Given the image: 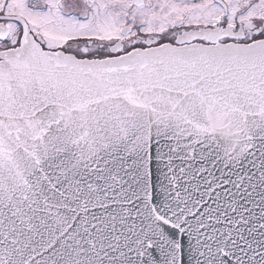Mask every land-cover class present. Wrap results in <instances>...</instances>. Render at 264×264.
<instances>
[{
	"label": "snow or ice",
	"instance_id": "snow-or-ice-1",
	"mask_svg": "<svg viewBox=\"0 0 264 264\" xmlns=\"http://www.w3.org/2000/svg\"><path fill=\"white\" fill-rule=\"evenodd\" d=\"M0 264H264V0H0Z\"/></svg>",
	"mask_w": 264,
	"mask_h": 264
}]
</instances>
